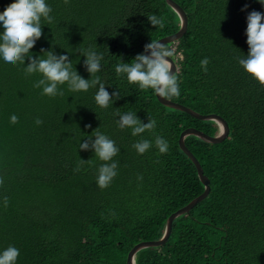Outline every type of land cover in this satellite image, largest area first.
I'll return each instance as SVG.
<instances>
[{
	"label": "trees",
	"instance_id": "obj_1",
	"mask_svg": "<svg viewBox=\"0 0 264 264\" xmlns=\"http://www.w3.org/2000/svg\"><path fill=\"white\" fill-rule=\"evenodd\" d=\"M186 12V32L174 45L180 96L171 100L200 113H216L229 125L221 142L196 136L185 143L209 177V194L177 216L165 244L136 253V264H264V86L238 63L248 53L247 14L264 13L258 0H175ZM13 0H0V12ZM51 24L30 50L66 54L85 79L82 50L103 54L97 76L120 98L107 109L95 102L97 87L49 97L33 87L40 74L0 58V252L19 249L16 264H127L129 249L158 239L167 216L204 186L195 165L180 148L189 126L214 135L213 120H200L160 103L149 89L117 76L121 60L130 62L144 45L178 30L177 13L165 0H46ZM245 5L247 7L245 8ZM241 9H244L243 11ZM163 17L165 27L147 16ZM3 31L0 26V32ZM207 57V71L200 61ZM121 114L133 112L142 123L156 120L154 132L133 136L118 127ZM15 114L19 122L10 123ZM43 121L37 125L36 119ZM98 130L115 141L117 176L110 186L96 184L100 161L79 142ZM156 136L167 140L161 154ZM152 147L138 154L134 143ZM89 161L80 165L79 160ZM8 197L4 206L3 198Z\"/></svg>",
	"mask_w": 264,
	"mask_h": 264
},
{
	"label": "clouds",
	"instance_id": "obj_2",
	"mask_svg": "<svg viewBox=\"0 0 264 264\" xmlns=\"http://www.w3.org/2000/svg\"><path fill=\"white\" fill-rule=\"evenodd\" d=\"M258 2L264 5V0H258ZM64 3L68 4L69 0H64ZM51 12L52 8L46 0H13L8 4L0 12V26L3 28L0 32V58L13 66L24 65L27 58L28 63L24 67V72L28 76L37 73L41 75L42 78L36 81L33 87L42 88L43 95L63 96L60 86L65 84L71 92H87L90 88L98 86L94 97L96 104L102 109L112 106L113 101L119 99L121 94L119 90L109 93L100 77L96 75L101 69L102 53H97L92 48L81 52L85 57L84 67L90 77H94L92 79H85L79 75L72 60L66 54L57 55L51 50L41 49L42 55L33 57L30 50L43 35L42 25L45 23L42 21H47V25L52 23ZM147 19L155 27L160 29L165 27L163 17L151 14L147 16ZM246 21L248 53L244 58H238V63L246 73L264 86V13L253 10L247 14ZM175 56L174 45L151 39L150 43L144 45V51L137 54L130 62L125 63L121 60L116 65L115 72L117 76L126 75L127 82L138 85L142 91L151 89L163 99H172L180 96L179 77L176 71H173L171 59ZM208 63L207 57L200 61L201 68L205 72ZM115 115L119 117L118 127L121 130L130 128L133 136L145 131L154 132L156 128L157 122L151 117H148L147 123H142L133 112L123 114L116 112ZM18 122V117L13 114L10 117V123ZM35 123L40 125L43 121L37 118ZM93 136L94 140L89 137L83 143L79 142V148L93 150L95 156L104 162L98 169L96 184L100 189H105L118 174V163L113 158L119 154L120 149L115 141L101 133L98 127ZM155 145L161 154L168 152L169 145L163 137L156 136ZM132 147L142 155L152 147V143L149 140H142L134 143ZM86 162L89 161L80 159L76 171H79L80 165ZM0 185H3V178H0ZM3 202L7 207L8 197L5 196ZM19 255L18 248L8 246L0 252V264H16Z\"/></svg>",
	"mask_w": 264,
	"mask_h": 264
},
{
	"label": "water",
	"instance_id": "obj_3",
	"mask_svg": "<svg viewBox=\"0 0 264 264\" xmlns=\"http://www.w3.org/2000/svg\"><path fill=\"white\" fill-rule=\"evenodd\" d=\"M165 1L177 13L179 20H180V25H179L178 30H176L175 32H172L170 34H167V35L157 39V41L159 43H164V44L176 42L186 32L187 25H188V18H187V14L184 11V9L175 0H165ZM171 59L173 62V71L177 72L178 66L175 63L174 59L173 58H171ZM156 97H157L158 101L160 103H162L163 105L168 106V107H172L175 109H179V110H182L184 112H187L188 114H190L191 116H193L197 119L213 120L218 126V131L216 134L210 135V134L202 131L201 129H198L194 126H189V127L184 128L180 132L179 138H178L179 146L187 154V156L191 159V161L195 165V168L197 171V176H198L200 182L203 184L204 188L199 194H197L195 197H193L188 203L179 207L178 209L171 212L167 216L166 221H165L164 231H163L162 235L160 236V238L151 239V240H141V241L135 243L127 252V256H126V263L127 264H136V253L139 250L146 248V247L161 246V245L165 244L166 241L168 240L169 236H170L173 220L177 216H179L183 213L189 212V210L193 206H195L198 202L203 200L209 194V191H210L209 177L206 174H204L203 167L200 164L199 160L191 152V150L187 147V145L184 141L185 137L189 136V135H193V136H196V137H198L204 141H207L209 143H218V142L223 141L229 134V125H228L227 121L222 116H220L216 113H200V112H197L196 110L192 109L191 107H189L185 104H182L180 102H177V101H174L171 99H163L157 95H156Z\"/></svg>",
	"mask_w": 264,
	"mask_h": 264
}]
</instances>
